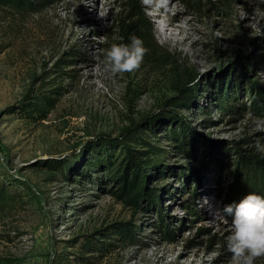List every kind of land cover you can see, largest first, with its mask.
Wrapping results in <instances>:
<instances>
[{
    "label": "rangeland",
    "instance_id": "rangeland-1",
    "mask_svg": "<svg viewBox=\"0 0 264 264\" xmlns=\"http://www.w3.org/2000/svg\"><path fill=\"white\" fill-rule=\"evenodd\" d=\"M166 2L141 0L158 45L196 76L188 106L167 102L179 94L178 72L159 58L144 56L125 73L106 65L110 46L124 43L122 0H61L23 13L0 6V183L16 193L0 214V264H232L231 224L213 211L252 192L259 164L244 189L243 177L235 179L246 172L241 155L264 159V131L253 123L264 111L248 89L251 79L264 85V0ZM162 20L181 27L176 37L185 41L166 40ZM222 83L236 112L217 109ZM32 102L45 114L31 111ZM173 111L184 120L190 153L165 136L169 120L141 124L165 164L148 172L155 197L133 206L113 193L117 180L106 170L119 144L101 142L120 137L130 119ZM126 221L132 232L116 238Z\"/></svg>",
    "mask_w": 264,
    "mask_h": 264
},
{
    "label": "trees",
    "instance_id": "trees-1",
    "mask_svg": "<svg viewBox=\"0 0 264 264\" xmlns=\"http://www.w3.org/2000/svg\"><path fill=\"white\" fill-rule=\"evenodd\" d=\"M61 0H0V6L9 8L15 12H28L34 11L39 7L49 6L54 3H58ZM119 13V23L117 28L119 30V36L123 38L125 44L130 43L129 37L135 35L143 40V44L147 49L145 56L150 58L160 59L164 64L177 68L178 76L175 79V87L178 91V95L174 98H169L170 104L175 106H188L190 100L193 98L196 92V85L191 81H194L195 74L191 72V69H188L185 66H180L179 57H172L171 53L166 49L160 47L154 37V34L147 24L146 19L144 18L143 6L141 0H122V7L118 11ZM72 64V63H69ZM189 81V82H188ZM248 89L254 90V105L256 104L255 110L264 111V85L261 82L251 79L248 83ZM53 97H44L45 108H49L53 104ZM216 106L217 109L222 113L224 110H229L230 112H236V108L231 107L235 106L233 99L229 93V89L225 83L219 85V89L216 93ZM30 110L37 111L39 114H45L44 108L38 103H30ZM252 105V106H254ZM44 116V115H43ZM160 118L161 120H169V129L167 139L174 140L172 145L178 147L181 152H189L187 143L185 142V125L184 120L176 112L172 113H158L155 115H145L139 118L138 120L130 119L129 124L123 129L120 137H115L113 140L101 142L102 144H119L117 149L118 152L109 157L105 161L107 174L113 177V180H117V184L112 189L113 193L120 196V198L125 199L129 204L133 206H139L140 201L144 196L149 198L155 197V191L153 186L149 187L147 184L148 172L149 169L160 170L164 167V162H162V155L164 150L159 146H152L144 138V134L139 127L142 124H146L145 128H150L148 125L150 120H155ZM139 128V129H138ZM139 131V132H138ZM185 140V141H184ZM130 141L138 142L144 146L148 145L149 147L144 149V151H137L135 148H132ZM136 152H147L145 157L140 158ZM119 159L116 161L115 158ZM240 163L243 164L244 172L240 173V170L236 171L235 179L236 181L241 179L240 185L242 188L246 186L249 169L253 170L252 164L257 162L259 165V170L257 173L251 175V183L247 189L252 192L259 193L260 189L264 188V159L263 155L259 152H252L249 154H242ZM112 162V163H111ZM110 164V165H109ZM256 169V168H255ZM245 189V188H244ZM16 193L11 191L8 188L6 183H0V214L6 209H9L15 203ZM201 229V227H200ZM133 230V226L130 225L128 221L118 225V230L115 237L124 239L127 238ZM211 240V239H210ZM91 239L86 241L91 243ZM103 243H111V241L104 240Z\"/></svg>",
    "mask_w": 264,
    "mask_h": 264
},
{
    "label": "clouds",
    "instance_id": "clouds-1",
    "mask_svg": "<svg viewBox=\"0 0 264 264\" xmlns=\"http://www.w3.org/2000/svg\"><path fill=\"white\" fill-rule=\"evenodd\" d=\"M129 40L127 44L113 43L106 51L105 63L113 73L135 71L143 62L147 53L143 40L135 35ZM253 123L257 131H264V117L254 118ZM213 216L231 224L225 245L232 264H255L257 258L264 256V196L248 192L238 201L214 209Z\"/></svg>",
    "mask_w": 264,
    "mask_h": 264
},
{
    "label": "bare ground",
    "instance_id": "bare-ground-1",
    "mask_svg": "<svg viewBox=\"0 0 264 264\" xmlns=\"http://www.w3.org/2000/svg\"><path fill=\"white\" fill-rule=\"evenodd\" d=\"M169 5H170L169 2H163L162 8H167ZM162 22H163L162 27L164 28L163 34L165 35L166 40L170 39L175 44L185 41V38H183L179 41L176 37V31H181V27L175 26L174 28H168V27H166L167 24H166L165 20H162Z\"/></svg>",
    "mask_w": 264,
    "mask_h": 264
}]
</instances>
